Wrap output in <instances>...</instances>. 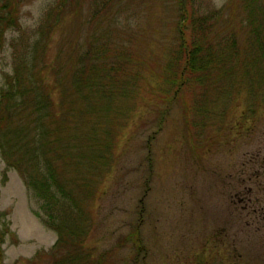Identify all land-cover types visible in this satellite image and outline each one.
Segmentation results:
<instances>
[{
  "label": "trees",
  "instance_id": "obj_1",
  "mask_svg": "<svg viewBox=\"0 0 264 264\" xmlns=\"http://www.w3.org/2000/svg\"><path fill=\"white\" fill-rule=\"evenodd\" d=\"M27 1L0 0V46L9 31L18 32L9 42L12 69L0 89V157L19 173L38 204L35 214L57 239L24 264H104L108 252L95 255L86 244L91 210L115 160V135L131 118L136 98L149 86L167 99L160 128L181 92L194 95L192 109L203 120L223 95L246 94L250 105H264V0L222 6L174 0L172 36L151 75L148 54L132 37L134 26L120 19L133 0H60L31 31L21 22ZM69 15L82 18L87 34L51 56ZM139 230L128 264L147 257Z\"/></svg>",
  "mask_w": 264,
  "mask_h": 264
},
{
  "label": "rangeland",
  "instance_id": "obj_2",
  "mask_svg": "<svg viewBox=\"0 0 264 264\" xmlns=\"http://www.w3.org/2000/svg\"><path fill=\"white\" fill-rule=\"evenodd\" d=\"M59 1L28 0L22 27L37 28ZM212 1L222 6L228 0ZM173 2L133 0L120 12L148 54V75L158 70L155 58L172 36ZM87 30L81 17L67 16L51 43V56ZM17 34L9 31L0 46V89L4 73L12 69L9 42ZM193 96L181 92L160 128L167 99L145 86L131 118L119 127L115 160L93 201L86 239L95 255L108 252L104 264H128L137 226L147 247L141 264H264V105H250L246 94L231 100L223 95L203 120L192 109ZM237 194L247 201L239 202ZM36 209L19 173L0 157V264H24L55 243L56 232Z\"/></svg>",
  "mask_w": 264,
  "mask_h": 264
},
{
  "label": "flooded vegetation",
  "instance_id": "obj_3",
  "mask_svg": "<svg viewBox=\"0 0 264 264\" xmlns=\"http://www.w3.org/2000/svg\"><path fill=\"white\" fill-rule=\"evenodd\" d=\"M237 196V197H236ZM235 197L238 199L239 202H244L245 200L247 201V197L245 194H242V196L240 197L239 194H237ZM251 201V198L248 197V202Z\"/></svg>",
  "mask_w": 264,
  "mask_h": 264
}]
</instances>
